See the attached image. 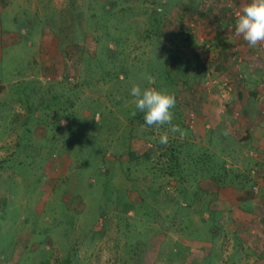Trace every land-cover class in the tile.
Segmentation results:
<instances>
[{"label":"rangeland","instance_id":"obj_1","mask_svg":"<svg viewBox=\"0 0 264 264\" xmlns=\"http://www.w3.org/2000/svg\"><path fill=\"white\" fill-rule=\"evenodd\" d=\"M4 1L0 264H239L237 242L228 255L217 247L235 234L194 195L210 166L183 145L246 80L235 70L254 50L235 36L241 1ZM134 83L175 97L183 139L161 144L167 126L142 127ZM222 126L193 139L196 155L210 137V160L247 174L242 136Z\"/></svg>","mask_w":264,"mask_h":264},{"label":"crops","instance_id":"obj_2","mask_svg":"<svg viewBox=\"0 0 264 264\" xmlns=\"http://www.w3.org/2000/svg\"><path fill=\"white\" fill-rule=\"evenodd\" d=\"M4 9L9 10V7L6 1L0 0V14ZM236 38L242 40L240 37ZM3 39L7 37L2 31L0 19V46L3 45ZM11 41L12 39L7 43ZM259 50L264 51V46L258 45L247 54L250 57L247 61L236 64L235 70L243 69L242 72L248 75L246 80L237 86V94L228 103L227 111L224 108L220 109L213 119L212 113H208L207 110L204 121L208 118L211 123L203 127L202 120L198 117L195 125L191 127L193 136L191 141L202 140L209 128L219 127L221 122L225 131L228 129V132L232 131L233 134L234 130H237L238 136H242V141L237 140V146L242 150L244 158L241 166L244 170L251 168L257 172L256 178L249 176L250 169L247 174H240L238 179L232 178L231 182L234 183L232 186H219L211 178L206 177L197 182V191L194 193L196 198L206 193V204L209 210L215 213L214 220L225 222L227 228L231 230L230 233L235 234L236 241L233 238L229 241L221 239L217 247L222 246L227 254L226 250L237 242L239 264H264V203L261 200V193L256 195L251 190L256 183L264 189V79H259L262 75L264 77V61L257 56ZM196 105L198 108L201 107ZM231 109H234V112ZM209 114L211 116H208ZM194 203L197 204L196 199ZM225 242H229L230 246L224 245ZM211 245L213 244L209 243V246ZM205 247L207 248L206 245Z\"/></svg>","mask_w":264,"mask_h":264},{"label":"clouds","instance_id":"obj_3","mask_svg":"<svg viewBox=\"0 0 264 264\" xmlns=\"http://www.w3.org/2000/svg\"><path fill=\"white\" fill-rule=\"evenodd\" d=\"M162 12L163 9H157ZM235 36L242 38L247 44L255 48L264 45V0H245L236 12ZM149 84L154 83L151 76H143ZM131 103L135 109L143 114L144 125L159 131L167 126V131L159 137L161 144H166L169 133L179 134L183 139L185 132L173 123L175 97L166 92L151 87L142 88L139 84H133L130 89ZM132 116L136 112L131 113Z\"/></svg>","mask_w":264,"mask_h":264},{"label":"trees","instance_id":"obj_4","mask_svg":"<svg viewBox=\"0 0 264 264\" xmlns=\"http://www.w3.org/2000/svg\"><path fill=\"white\" fill-rule=\"evenodd\" d=\"M212 132V131H211ZM208 138V141L205 142V146H202V151L199 155L198 151H197V144L194 141H186V143H184V147H186L185 149L187 150V152L189 153L190 157H194V158H198V160H201L199 163H205L208 164L210 166V170L211 173L209 175H207L206 177L211 178L213 181H215L219 186H225V185H229L232 186L234 185V183L231 182L232 178L238 179V177H240V174L238 171H233V169H229L226 168V164L225 161H222V163H215L212 162L214 161L212 158L210 160V158L208 157L212 155L209 153L210 150L207 149V147L209 146V148L211 149L210 146H212V139ZM207 145V147H206ZM178 154L174 153V152H170L169 153V160L166 163H172V164H176L179 162L178 160Z\"/></svg>","mask_w":264,"mask_h":264},{"label":"built area","instance_id":"obj_5","mask_svg":"<svg viewBox=\"0 0 264 264\" xmlns=\"http://www.w3.org/2000/svg\"><path fill=\"white\" fill-rule=\"evenodd\" d=\"M229 10H230V9H229ZM232 11H234V9H233ZM233 14H234V13H233ZM234 16H235L234 18H236V12H235ZM250 174L254 176V175L256 174V170H255V169H252V170L250 171ZM252 192H253L254 194H256V195H258V194L261 193V200H262V202L264 203V189L261 188V185H260L259 183H256V184H254V185L252 186Z\"/></svg>","mask_w":264,"mask_h":264}]
</instances>
